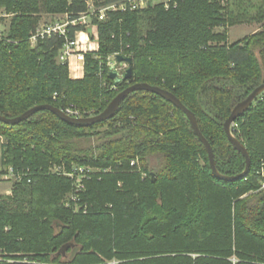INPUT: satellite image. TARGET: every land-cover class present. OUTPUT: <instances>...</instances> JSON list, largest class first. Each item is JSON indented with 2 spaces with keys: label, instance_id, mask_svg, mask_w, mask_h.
I'll use <instances>...</instances> for the list:
<instances>
[{
  "label": "trees",
  "instance_id": "16d2710c",
  "mask_svg": "<svg viewBox=\"0 0 264 264\" xmlns=\"http://www.w3.org/2000/svg\"><path fill=\"white\" fill-rule=\"evenodd\" d=\"M88 1L0 0L9 16L0 42V115L50 105L94 116L129 86L148 84L194 114L220 175L241 174L244 158L223 124L264 83V0H169L107 11L102 21L92 16L98 51L85 54L83 77L71 79L57 60L64 39L45 36L32 46L30 38L43 15L77 17ZM123 1L90 0L96 9ZM244 23L261 29L230 43L229 28ZM79 30L87 28H69V37ZM116 55L131 59L132 75L114 86L107 60ZM231 133L250 167L244 179L227 182L213 177L186 116L152 93L129 94L113 118L89 127L48 111L14 126L0 122V165L21 176L0 195V249L18 261L2 264H232L233 257L264 264V92ZM53 165L110 170L84 183L86 214L65 207L72 182L52 173Z\"/></svg>",
  "mask_w": 264,
  "mask_h": 264
},
{
  "label": "built area",
  "instance_id": "2783aa9c",
  "mask_svg": "<svg viewBox=\"0 0 264 264\" xmlns=\"http://www.w3.org/2000/svg\"><path fill=\"white\" fill-rule=\"evenodd\" d=\"M164 3L166 6L169 3V0H124L121 3H113L107 5L103 8L96 9L92 2L87 3L88 8L86 13H81L77 17H72L71 15L65 14L60 17H54L53 20L44 25L40 30L37 28L35 34L30 38L31 45L34 46L38 39H44L45 36H59L64 39V45L59 52L58 62L66 64L68 70L75 69L73 67H79L83 69L84 65V56L86 53H95L98 51V42H97V29L96 26L91 25V17H97L99 21H102L105 17V12L107 11H136L142 8H145L148 3ZM78 26L90 27L87 28V31H75L73 37H69V28H76ZM92 29V30H90ZM90 30V31H89ZM3 40L1 35L0 42ZM116 63L115 56H111L107 60L108 67ZM126 67L119 68L123 70ZM110 89H115L112 86ZM69 118H88L91 117L89 113L81 112L77 109L67 108L62 111ZM1 139V136H0ZM3 144V143H0ZM1 157V151H0ZM131 165H134L132 162ZM51 172L62 175L72 182V189L67 195V199L64 201L66 208L71 209L74 213L86 214L88 212L85 205L80 204V196L83 193L85 187L84 183L91 179L94 174H102L110 172V170H98L90 166H78L72 165L70 168H66L63 165H53ZM261 173L263 174V169L261 168ZM20 174L15 173L12 167H3L0 165V183L11 185L13 182L20 181ZM264 187V184H263ZM2 250L0 249V264L2 263H11L18 262L13 261L8 258L6 255H2ZM26 260H23L21 263H26ZM232 264H237L238 260L234 257L230 259ZM60 264V263H59ZM62 264V263H61ZM106 264H118L117 261L112 260ZM257 264V263H252Z\"/></svg>",
  "mask_w": 264,
  "mask_h": 264
},
{
  "label": "water",
  "instance_id": "95a60500",
  "mask_svg": "<svg viewBox=\"0 0 264 264\" xmlns=\"http://www.w3.org/2000/svg\"><path fill=\"white\" fill-rule=\"evenodd\" d=\"M115 59H116V63L114 65L109 66L108 68V77L112 81L113 85L117 86L118 84H121L131 78L132 69H131L130 58H126L121 55H116ZM124 64L126 65V67L123 70L119 69L122 68ZM138 91L152 93L154 95L161 97L163 100L171 103L175 108H177L186 116L194 135L197 137V139L202 144V146L204 147L207 153L209 166L214 178L221 181L232 182V181L242 180L248 175L249 167H250L249 154L245 146L242 143H240V141L237 140L231 133V125L234 122V120L240 117L241 115H243L250 108L253 101L260 94L264 92V83L257 86L242 102L238 103L232 109L230 115L223 124V131L225 133L228 142L234 148L235 151H237L242 155L245 161L244 171L241 174L232 177L223 176L217 172L214 164L212 148L208 143V141L200 133L194 114L190 112L186 107H184V105L173 94L164 91L158 87L150 86L148 84L142 83V84H134L129 86L128 88L118 93L100 114L91 118H78V119L69 118L61 110L53 106L41 105V106H36L13 119H7L0 115V122L14 126L28 119L30 116H32L37 112L48 111L53 113L56 117L68 123L69 125H73L76 127H89L97 123L106 122L111 118H113L116 112L118 111L120 103L125 99V97H127L129 94L133 92H138Z\"/></svg>",
  "mask_w": 264,
  "mask_h": 264
},
{
  "label": "rangeland",
  "instance_id": "374dc122",
  "mask_svg": "<svg viewBox=\"0 0 264 264\" xmlns=\"http://www.w3.org/2000/svg\"><path fill=\"white\" fill-rule=\"evenodd\" d=\"M92 1H93V3H95V6L97 4H98L97 6H100L103 2V0H92ZM89 2H90V0L88 1V3ZM53 18H54V16L43 15L41 17V21H40L38 29L40 30L44 25L49 24L53 20ZM0 19H1L0 20V37L2 35L3 39H6V36H7L6 34H7L8 26H9V16L6 14L4 9H0ZM87 28H90V27H87ZM260 29H261V26H260V24H257V23H244V24L236 25L234 27L229 28V30H228V41L230 43H233L235 41L240 40L244 36H248L252 33L258 32ZM90 30H92V29H90ZM94 116H96V115H94ZM94 116H91V117H94ZM91 117H88V118H91ZM4 141H5L4 138L1 137L0 143H3ZM88 146H90V147L94 146L93 140H91V143L88 144L86 147H88ZM158 161H159L158 156H154L150 159V163L152 166H157L159 163ZM263 184H264V182L261 183V187L264 189ZM6 187H8V184H1L0 190L4 189ZM107 262H110V261H107Z\"/></svg>",
  "mask_w": 264,
  "mask_h": 264
},
{
  "label": "crops",
  "instance_id": "0c3cea01",
  "mask_svg": "<svg viewBox=\"0 0 264 264\" xmlns=\"http://www.w3.org/2000/svg\"><path fill=\"white\" fill-rule=\"evenodd\" d=\"M75 69L69 70V76L71 79H81L83 77V69L79 67H73ZM3 183H0V186ZM3 186V185H2ZM11 193V185L0 190V195H9Z\"/></svg>",
  "mask_w": 264,
  "mask_h": 264
}]
</instances>
